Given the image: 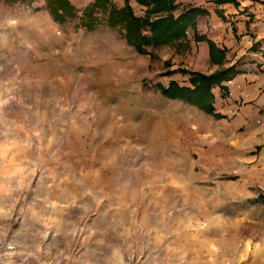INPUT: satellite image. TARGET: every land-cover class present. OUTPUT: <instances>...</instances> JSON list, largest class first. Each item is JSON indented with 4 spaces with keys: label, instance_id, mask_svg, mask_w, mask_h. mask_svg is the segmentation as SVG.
<instances>
[{
    "label": "rangeland",
    "instance_id": "1",
    "mask_svg": "<svg viewBox=\"0 0 264 264\" xmlns=\"http://www.w3.org/2000/svg\"><path fill=\"white\" fill-rule=\"evenodd\" d=\"M71 2L76 17L0 0V238L27 264H264V125L260 142H221L204 110L161 89L235 66L215 85L228 99L242 59L188 70L190 27L139 53L111 9ZM212 95L204 112L223 117Z\"/></svg>",
    "mask_w": 264,
    "mask_h": 264
},
{
    "label": "crops",
    "instance_id": "2",
    "mask_svg": "<svg viewBox=\"0 0 264 264\" xmlns=\"http://www.w3.org/2000/svg\"><path fill=\"white\" fill-rule=\"evenodd\" d=\"M112 1L118 7L126 3V0ZM130 4L138 16L144 15L145 6L136 0H130ZM176 5L175 16L188 6H196L199 10L182 51L186 69L213 72L218 68L211 61V43L225 50L228 65L241 58L244 67L233 81L223 84L230 89L228 99L221 97L222 89L218 86L212 89L214 100L218 98L214 102L216 112L223 117L198 110L201 117L207 115L212 118L206 120V130L210 131L215 125L219 135L224 129L225 134L216 137L221 142H260L259 129L264 125V0H177ZM256 43L258 45L253 50ZM230 107L231 114L234 107L239 108L237 116L227 115ZM202 123L199 120L191 125L196 131H202Z\"/></svg>",
    "mask_w": 264,
    "mask_h": 264
},
{
    "label": "trees",
    "instance_id": "3",
    "mask_svg": "<svg viewBox=\"0 0 264 264\" xmlns=\"http://www.w3.org/2000/svg\"><path fill=\"white\" fill-rule=\"evenodd\" d=\"M136 1L147 8V16L141 17L136 15L134 8L130 4V0H126L123 7L115 6V3L113 4L111 0H95L93 4L85 9L84 13H89L101 6H104L105 9H111L112 20L110 19L109 25L116 26V23H118V25L123 27L124 38L139 53H148L149 46H159L187 39L186 31L188 27L195 26L196 16L199 13V10L193 8L176 17L173 13L176 8L174 5L175 0ZM57 2L60 3V6L55 9L58 14H61L62 10H68L71 17L78 16L79 11L71 0H57ZM102 2H105V4H101ZM163 12H167L168 15L165 17L160 16L155 21L149 18L151 13L158 14ZM82 20L84 21V18ZM91 21H84V25L92 29L95 25ZM147 27H149L150 34L146 33ZM210 47L212 62L222 65V61L225 59V52L213 43L210 44ZM234 72L235 66L224 68L210 75L196 72L192 74V81L195 84L194 88L170 86L161 89L165 96L184 100L206 112L212 113V87L228 79Z\"/></svg>",
    "mask_w": 264,
    "mask_h": 264
},
{
    "label": "built area",
    "instance_id": "4",
    "mask_svg": "<svg viewBox=\"0 0 264 264\" xmlns=\"http://www.w3.org/2000/svg\"><path fill=\"white\" fill-rule=\"evenodd\" d=\"M28 260L14 242L0 238V264H27Z\"/></svg>",
    "mask_w": 264,
    "mask_h": 264
}]
</instances>
